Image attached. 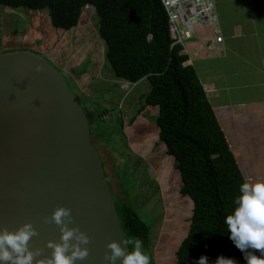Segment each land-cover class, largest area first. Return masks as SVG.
Instances as JSON below:
<instances>
[{
  "label": "trees",
  "instance_id": "16d2710c",
  "mask_svg": "<svg viewBox=\"0 0 264 264\" xmlns=\"http://www.w3.org/2000/svg\"><path fill=\"white\" fill-rule=\"evenodd\" d=\"M88 4L96 7L93 15L98 18L106 61L115 77L131 82L150 80L151 90L138 111L145 106L159 108L160 141L180 171L182 196L193 201L190 229L177 251V264H196L202 255L209 264L220 256L244 264L243 253L230 239L224 220L233 211L245 179L194 66L185 65L189 55L184 45H173L163 1L0 0V8L47 9L52 25L64 30L79 25ZM85 109L90 122L96 117L107 122L102 110H93L91 118ZM123 191L124 197L121 193L114 199L125 236L139 238L151 258L154 224L143 218L131 192Z\"/></svg>",
  "mask_w": 264,
  "mask_h": 264
},
{
  "label": "water",
  "instance_id": "95a60500",
  "mask_svg": "<svg viewBox=\"0 0 264 264\" xmlns=\"http://www.w3.org/2000/svg\"><path fill=\"white\" fill-rule=\"evenodd\" d=\"M59 206L71 209L68 226L90 237L89 254L77 264H106L113 240L128 249L90 119L76 93L44 56L28 50L2 53L0 231L31 222L37 235L29 247L42 250L37 259L47 264L52 254L47 242H60L62 235L50 220Z\"/></svg>",
  "mask_w": 264,
  "mask_h": 264
},
{
  "label": "rangeland",
  "instance_id": "374dc122",
  "mask_svg": "<svg viewBox=\"0 0 264 264\" xmlns=\"http://www.w3.org/2000/svg\"><path fill=\"white\" fill-rule=\"evenodd\" d=\"M222 1L230 3V0ZM243 9L245 17L247 13L253 14L248 7ZM88 10L89 15L88 11L84 12L75 29L64 30L52 25L47 9L0 8V54L27 48L46 56L65 76L69 88L90 111L91 118L93 110L103 111L102 118L107 122L99 117L91 120V135L100 151L113 196L123 193L119 196L124 197L123 190H129L143 218L154 224L152 263L177 264V251L190 229L193 201L182 196L180 171L175 167L174 157L167 153V146L160 141L156 123L159 108L145 106L143 111H138L151 90L150 80L145 77L131 88H124L103 79L115 75L106 61V46L98 33L94 7ZM205 30L209 32V28ZM100 65L103 70L99 69ZM77 74L84 76L80 78ZM75 80L83 88L94 80L90 89H95L96 95L81 94ZM203 83L210 94L214 83ZM84 89L89 95L90 91ZM120 122L123 124L118 125Z\"/></svg>",
  "mask_w": 264,
  "mask_h": 264
},
{
  "label": "crops",
  "instance_id": "0c3cea01",
  "mask_svg": "<svg viewBox=\"0 0 264 264\" xmlns=\"http://www.w3.org/2000/svg\"><path fill=\"white\" fill-rule=\"evenodd\" d=\"M215 3L223 40L217 42L210 27L208 32L199 26L184 43L189 55L186 64L194 66L202 83H214L208 98L245 181H264V0ZM245 7L251 16L247 13L245 17ZM99 69L103 70L102 65ZM106 76L104 80L119 81ZM93 81L84 85L89 95L78 83L79 92L87 97L96 95V90L90 89ZM250 251L261 255L259 250ZM243 259L247 264L244 254Z\"/></svg>",
  "mask_w": 264,
  "mask_h": 264
},
{
  "label": "clouds",
  "instance_id": "9594fccd",
  "mask_svg": "<svg viewBox=\"0 0 264 264\" xmlns=\"http://www.w3.org/2000/svg\"><path fill=\"white\" fill-rule=\"evenodd\" d=\"M90 5L94 4H88L85 7V12L88 11V14ZM149 38H152V34ZM47 59L50 63L52 62L49 58ZM187 62L185 65H191L186 64ZM123 82L131 83V87L137 83L124 79L118 81L119 85ZM205 92L208 96V91ZM234 204L233 211L224 220L227 232L230 233V239L244 254L247 264H264V181L242 182ZM50 220L60 226L62 235L60 242L53 240L47 242V248L52 250L47 264H77L78 261H83L89 254L87 245L90 237L78 228L68 226L72 220L71 209L65 206L57 207ZM35 235H37V230L31 222L24 223L14 231L7 228L0 231V264H45L44 261L37 259L42 250L33 251L29 247V241ZM73 239L76 241L75 244L72 243ZM123 244L128 246L127 250L119 241L113 240L108 243L107 248L110 251L105 253L106 264H117L121 258L122 264H151V258L144 252L143 242L139 238L126 237ZM250 250H259L261 255L257 256ZM196 264H209L208 257L200 256ZM215 264H236V261L220 256Z\"/></svg>",
  "mask_w": 264,
  "mask_h": 264
},
{
  "label": "built area",
  "instance_id": "2783aa9c",
  "mask_svg": "<svg viewBox=\"0 0 264 264\" xmlns=\"http://www.w3.org/2000/svg\"><path fill=\"white\" fill-rule=\"evenodd\" d=\"M169 16V31L174 44H184L192 38L194 30L200 25L213 28L217 33V41L221 42L223 36L218 34L215 1L214 0H162ZM91 7V6H89ZM94 7V5L92 6ZM95 10V7H94ZM199 25V26H197ZM124 88L131 87V83L123 82ZM204 86V84H203ZM205 91H208L204 86Z\"/></svg>",
  "mask_w": 264,
  "mask_h": 264
}]
</instances>
